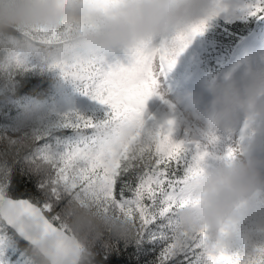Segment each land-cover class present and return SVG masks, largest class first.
<instances>
[{
  "label": "snow or ice",
  "instance_id": "1",
  "mask_svg": "<svg viewBox=\"0 0 264 264\" xmlns=\"http://www.w3.org/2000/svg\"><path fill=\"white\" fill-rule=\"evenodd\" d=\"M226 16L264 21V0H212L206 15L159 42L123 51V60L88 53L41 59L0 48V264H41L46 257L56 264L85 250L88 264H113L118 257H126L125 264H264V243L213 252L203 231L180 237L177 209L188 203L190 180L203 171L217 137L205 134L194 141L186 132L174 139V119L147 125L144 118L157 78L213 21ZM75 28L64 22L29 38L52 47L58 33ZM50 78L61 85V106L45 109L38 102L42 93L23 90L33 79L46 81L48 88ZM27 108L36 116L22 125ZM235 154L230 146L223 158ZM17 175L32 186L19 196ZM72 201L130 222L132 237L106 233L85 249L65 216ZM49 238L51 251L37 254V245Z\"/></svg>",
  "mask_w": 264,
  "mask_h": 264
},
{
  "label": "clouds",
  "instance_id": "2",
  "mask_svg": "<svg viewBox=\"0 0 264 264\" xmlns=\"http://www.w3.org/2000/svg\"><path fill=\"white\" fill-rule=\"evenodd\" d=\"M212 0H0V48L34 57L56 58L80 53L109 54L123 52L143 41L169 37L206 15ZM64 22L76 25L70 34H57L49 47L30 39L38 30H56ZM214 96L212 107L195 119L197 131L227 133L238 121H253L264 116V68L251 70L238 79L226 78L207 85ZM36 116L32 108L21 113V124ZM192 113L184 119L191 120ZM264 131V124L258 126ZM127 131V130H126ZM234 158H223L190 180L191 197L177 209V232L181 238L203 231L209 251L231 250L237 232L240 208L252 195L264 191V143L249 135L246 143H236ZM72 233L85 249L92 239L110 233L117 239H129L132 224L115 215H104L75 201L64 210ZM52 239L37 245L51 251ZM87 250L80 256L69 255L56 264H88ZM41 264H53L43 258Z\"/></svg>",
  "mask_w": 264,
  "mask_h": 264
},
{
  "label": "rangeland",
  "instance_id": "3",
  "mask_svg": "<svg viewBox=\"0 0 264 264\" xmlns=\"http://www.w3.org/2000/svg\"><path fill=\"white\" fill-rule=\"evenodd\" d=\"M222 18L233 19L235 16ZM155 42H159V38ZM209 45L206 32L203 36L196 37L176 58L173 67L157 78L156 94L145 101L144 118L147 125L171 118L175 121L174 139L184 138L187 132L188 138L203 141L205 133L202 130L197 131L201 125L195 116L210 109L214 103L215 98L207 87L209 82L226 78L238 79L251 70L264 68V28L245 37L233 50L227 61L229 64L214 74H208L200 64L202 50ZM105 55L109 61L124 59L120 51ZM57 84L59 96L44 104L45 109L61 106V85L58 81ZM188 113L193 114L191 120L184 119ZM260 124H264V116H258L253 121L241 119L227 133H210L217 139L214 144L208 146L209 155L202 162V168L206 169L219 163L228 147H233L236 143L243 146L249 135L258 137L264 143V131L258 128ZM242 223L254 229V238L257 240L253 244L264 243L259 241L264 239V191L253 194L251 199L241 206L237 228ZM248 232L250 233V230Z\"/></svg>",
  "mask_w": 264,
  "mask_h": 264
},
{
  "label": "trees",
  "instance_id": "4",
  "mask_svg": "<svg viewBox=\"0 0 264 264\" xmlns=\"http://www.w3.org/2000/svg\"><path fill=\"white\" fill-rule=\"evenodd\" d=\"M224 24H241L242 26L233 30L231 27H224ZM263 28L264 21L249 20L242 17H235L233 19L219 18L213 21L206 32L210 45L202 50L200 61L202 69L208 74L217 73L222 67L229 64L227 61L231 57L233 50H235L245 37ZM209 36H211L210 39L208 38ZM33 90L37 93H42L38 98V102L42 105L52 101L53 97L59 96L58 84L55 78L49 79L48 88L46 81L33 79L23 91L25 93H32ZM31 187V184L26 183V178L17 175L15 178V195L19 196L20 193L25 191V188L31 189ZM248 230H250V233ZM235 235L237 239L234 237L232 250L239 249L245 244H253L257 240L254 238V229L244 223L239 225ZM259 241H264V239H259ZM125 261L126 257L124 259L118 257L113 261V264H125Z\"/></svg>",
  "mask_w": 264,
  "mask_h": 264
}]
</instances>
